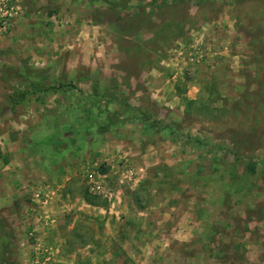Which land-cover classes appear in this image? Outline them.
<instances>
[{
    "label": "rangeland",
    "instance_id": "374dc122",
    "mask_svg": "<svg viewBox=\"0 0 264 264\" xmlns=\"http://www.w3.org/2000/svg\"><path fill=\"white\" fill-rule=\"evenodd\" d=\"M22 4L0 38V117L30 143L66 137L63 208L106 201L88 180L113 165L108 186L143 216L134 264H264V0Z\"/></svg>",
    "mask_w": 264,
    "mask_h": 264
},
{
    "label": "crops",
    "instance_id": "0c3cea01",
    "mask_svg": "<svg viewBox=\"0 0 264 264\" xmlns=\"http://www.w3.org/2000/svg\"><path fill=\"white\" fill-rule=\"evenodd\" d=\"M82 58L78 63H83ZM88 61L91 63V59ZM48 106L54 111L53 105ZM12 108L11 104L0 108V116L8 115ZM7 122L10 118L0 117V264H27L26 256L39 249L53 258L51 264H134L132 245L143 225L140 222L137 226L134 221L143 216L134 218L121 191L117 195L118 190L112 186L113 199L102 202L87 201L80 194L71 201L67 199L63 208L64 202L54 193L56 178L63 179L60 186L66 185V173L72 165L64 163L56 169L63 152L51 143L47 147L31 144L25 134L11 132ZM111 173H115L113 165L97 175L108 185L106 178ZM38 189L48 195L47 214L40 217L33 214L31 197ZM62 209L72 214L63 215Z\"/></svg>",
    "mask_w": 264,
    "mask_h": 264
},
{
    "label": "built area",
    "instance_id": "2783aa9c",
    "mask_svg": "<svg viewBox=\"0 0 264 264\" xmlns=\"http://www.w3.org/2000/svg\"><path fill=\"white\" fill-rule=\"evenodd\" d=\"M24 11L22 0H0V38L6 36L15 25L18 17ZM132 170H128V174L133 175ZM89 189L91 192L101 194L102 197L111 201L114 197V190L101 180H88ZM34 203L46 205L48 203V195L42 190H35L31 194ZM33 209H35L33 207ZM36 211V209H35ZM39 263L38 260L35 261Z\"/></svg>",
    "mask_w": 264,
    "mask_h": 264
},
{
    "label": "trees",
    "instance_id": "16d2710c",
    "mask_svg": "<svg viewBox=\"0 0 264 264\" xmlns=\"http://www.w3.org/2000/svg\"><path fill=\"white\" fill-rule=\"evenodd\" d=\"M48 126V125H47ZM49 127V126H48ZM63 132H60V134H62ZM66 133H63V135H65ZM52 136V137H50ZM34 141H32L31 144H35L39 147H47L49 145V143H51L53 146H55V148L57 147L58 148V145L59 144H62L63 142H65L66 140V137H62V138H54L53 135L49 134L48 132L44 133H38L37 135H34ZM105 170L104 169H101V172H104ZM87 199V201H90V202H94L91 198L89 197H85Z\"/></svg>",
    "mask_w": 264,
    "mask_h": 264
}]
</instances>
